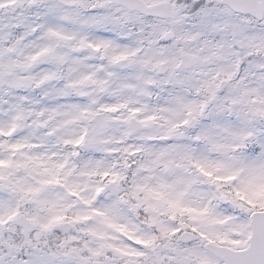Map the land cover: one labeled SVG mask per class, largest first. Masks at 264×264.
Instances as JSON below:
<instances>
[{"label": "snow or ice", "instance_id": "1", "mask_svg": "<svg viewBox=\"0 0 264 264\" xmlns=\"http://www.w3.org/2000/svg\"><path fill=\"white\" fill-rule=\"evenodd\" d=\"M0 264H264V0H0Z\"/></svg>", "mask_w": 264, "mask_h": 264}]
</instances>
